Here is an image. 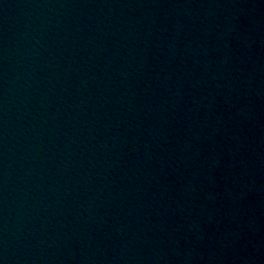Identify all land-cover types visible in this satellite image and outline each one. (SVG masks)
Returning a JSON list of instances; mask_svg holds the SVG:
<instances>
[{
    "label": "water",
    "instance_id": "1",
    "mask_svg": "<svg viewBox=\"0 0 264 264\" xmlns=\"http://www.w3.org/2000/svg\"><path fill=\"white\" fill-rule=\"evenodd\" d=\"M0 264H264V0H0Z\"/></svg>",
    "mask_w": 264,
    "mask_h": 264
}]
</instances>
